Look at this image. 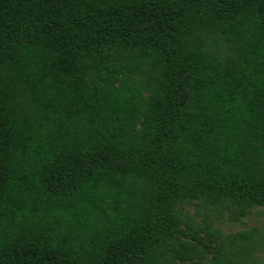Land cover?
Listing matches in <instances>:
<instances>
[{
	"label": "trees",
	"instance_id": "obj_1",
	"mask_svg": "<svg viewBox=\"0 0 264 264\" xmlns=\"http://www.w3.org/2000/svg\"><path fill=\"white\" fill-rule=\"evenodd\" d=\"M253 210L264 0H0V264H264Z\"/></svg>",
	"mask_w": 264,
	"mask_h": 264
},
{
	"label": "rangeland",
	"instance_id": "obj_2",
	"mask_svg": "<svg viewBox=\"0 0 264 264\" xmlns=\"http://www.w3.org/2000/svg\"><path fill=\"white\" fill-rule=\"evenodd\" d=\"M185 212L189 215H194V206L190 204L185 205ZM195 220L198 222L200 218L195 215ZM213 225L218 227L223 235L228 233L232 234L242 229L247 228H255L256 230L264 229V212L259 211H251V213L245 217H243L240 221H231L226 219V217L221 218L220 220L213 221ZM210 255L208 256V258ZM257 259L262 260L264 262V249L257 254ZM203 264H212L209 259L203 261Z\"/></svg>",
	"mask_w": 264,
	"mask_h": 264
}]
</instances>
